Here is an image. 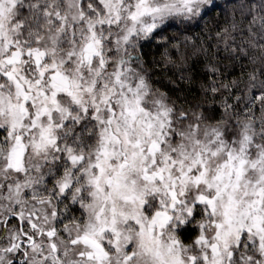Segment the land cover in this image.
<instances>
[{"label": "clouds", "instance_id": "obj_1", "mask_svg": "<svg viewBox=\"0 0 264 264\" xmlns=\"http://www.w3.org/2000/svg\"><path fill=\"white\" fill-rule=\"evenodd\" d=\"M150 2L174 4L180 11L146 15L133 23L128 14L135 0H112L119 20L108 23L99 20L110 14L101 0H20L14 12L5 17L4 27L10 36H17L13 25L23 21L22 38L51 49L47 60H54L70 80L79 82L77 94L88 110L75 103L71 95L58 94V109L37 116L45 99L35 96L34 104L27 103L25 114L13 107L20 103L15 88L7 80H0V264H88L80 255L84 249L69 241L100 221L108 223L112 217L111 204L94 196L98 190L88 182V175L95 173L92 164L97 158L101 130L107 127L110 115L101 102L104 95L120 99L123 91L131 98L135 94L128 87L135 88L143 81L138 94L148 113H159L161 107L169 109L170 124L157 159L168 153L187 163L196 151L203 152V146L216 147L212 142L214 128L222 133L235 132L243 122H251L257 140L264 142V105L251 101L253 91L264 89V0ZM21 6L26 11H21ZM3 7H11L8 0H4ZM45 9L50 15L44 14ZM57 13L62 21L54 19ZM89 23L94 24L101 41L103 66L96 56L86 62L77 55L88 39ZM143 25H151V30L145 31ZM117 70L119 79L127 82L123 88L116 83ZM213 87L219 96L212 94ZM224 96L234 97L231 107L224 104ZM213 104L223 110L210 120L205 110ZM245 104L250 105L247 112L242 111ZM97 105L103 121L92 116ZM119 113L117 105L114 117L122 123ZM48 128L55 137L52 142L51 136L44 134ZM222 138L231 142L228 137ZM181 152L187 155L181 156ZM72 154L81 158L71 160ZM224 159L223 152L207 155L209 177ZM170 171L177 174L175 167ZM248 176L255 179V171H249ZM132 180L137 190L147 183L138 173ZM165 182L171 186L166 175L163 180L157 177L151 182L159 190L145 195L143 202L149 210H155L161 201H169ZM175 190L180 202L169 209L173 219L160 230L161 239L168 241L169 234L175 233L188 245V253L199 256L207 249L203 245L198 250L193 248V233L202 231L208 244L219 243L217 224L222 217L218 209L213 213L195 199L201 192L212 194L205 185L189 184L181 194L177 183ZM133 202L121 199L117 205L122 211H130ZM187 206L192 208L191 216L183 212ZM140 211L145 218L150 217L143 207ZM15 214L32 221L31 226L5 223ZM178 216H183L185 222L179 223ZM22 227L32 234L34 242L20 244ZM118 227L131 236L121 241L122 246L134 251L137 229L128 222H118ZM53 229L49 237L47 233ZM102 238L107 242L111 233L105 231ZM244 239L250 244L248 252L255 257L259 250L256 233ZM130 264H150V258L137 257ZM259 264H264V258Z\"/></svg>", "mask_w": 264, "mask_h": 264}, {"label": "snow or ice", "instance_id": "obj_2", "mask_svg": "<svg viewBox=\"0 0 264 264\" xmlns=\"http://www.w3.org/2000/svg\"><path fill=\"white\" fill-rule=\"evenodd\" d=\"M8 3L11 7L5 9L4 0H0V80H7L20 98V103L13 107H18L27 114V103L31 101L34 104L35 96H43L45 104L37 112L36 115L39 116L41 113H51L53 109L59 108L58 94H69L75 103L80 104L82 109L87 111L88 109L82 104L81 96L77 94L79 82L70 80L54 60H47L51 49L41 48L38 44L22 38L23 21L13 25L17 33L16 37L7 33L4 27L5 17L8 13L14 12L20 0H8ZM101 4L110 14L107 17H100V22L115 23L119 20L118 9L112 6V0H101ZM21 11L26 9L21 6ZM171 11L178 12L180 9L174 4L153 5L150 0H135L134 8L128 15L135 23L140 17L146 15L155 17ZM44 14L50 15L46 9ZM54 19L62 21L58 13ZM151 27V25H143L145 31H150ZM88 29V39L77 55L86 62H90L92 57L96 56L103 66L101 41L95 32L94 24L89 23ZM36 40H39V37H36ZM119 76L117 70L116 83L123 88L127 82L120 80ZM143 86V81H139L135 88L129 86L128 91L135 94L131 98L123 91L120 99H115L111 94L101 97V102L110 115L106 122L107 127L101 130L97 158L92 164L95 173L88 175V182L98 190L93 193L94 196L111 204L112 217L108 223L100 221L98 226H90L88 230L69 242L73 245L79 244L84 249L80 255L87 259L88 264H130V261L137 257L150 258V264H259L260 259L264 258V142L257 140L254 125L251 122H243L237 131L223 133L214 128L212 142H216V147L203 146V152L196 151L189 157L187 163L184 159L177 160L175 154L168 153L157 159L170 124L169 109L161 107L159 113L149 114L138 94ZM86 87L91 91L90 86ZM211 92L219 96L215 87ZM221 99L226 106L231 107L230 101L234 97L224 96ZM251 101L264 105V89L253 91ZM93 102L95 103V100ZM255 103H252L251 107L254 108ZM117 105L120 106L119 115L122 123L116 122L114 117ZM96 107L97 111H93L92 116L98 121H103V117L97 114L100 110L99 106ZM249 107V104H245L242 111L247 112ZM222 110V107L213 104L210 110H205V114L211 120ZM140 113L144 115L141 117ZM44 134L46 137L51 136V128H48ZM173 135L178 134L173 133ZM222 136L228 137L231 142L226 143ZM54 139L55 137L51 136L49 142ZM218 152H223L225 159L217 165L213 175L209 177L207 155L209 153L216 155ZM184 155L187 154L181 152V156ZM80 158L75 154L69 156L71 160ZM173 167L176 168V175H172L170 171ZM249 171H255V179L249 178ZM136 173L147 181L139 190L135 188L132 180L133 174ZM165 175L171 182V186L167 182L164 184L170 199L167 204L161 201L159 207L149 210L143 202L144 197L148 191L159 190L158 186L151 182L157 177L163 180ZM177 183L181 186V194L189 184L205 185L212 194L201 192L195 199L205 204L213 213L218 209L222 217L221 222L217 224L216 238L219 243L208 244L202 231L193 233L191 237L193 248L198 250L203 245L207 249L199 256L188 253V245L175 233L169 234L168 241L162 240L160 236V230L173 219L169 209H175V205L180 202L175 190ZM60 190H64V185L60 186ZM121 199L134 200L130 211H122L119 208L117 201ZM141 207L150 213L149 218L143 216ZM177 211L181 210L177 209ZM183 212L191 216V206L184 208ZM177 219L179 223L185 222L183 216H178ZM12 222L21 226L32 224V221L23 220L19 214L12 215L11 219L5 221V223ZM118 222H128L137 229L135 231L137 246L134 251H128L122 246L121 241L126 242L131 236L122 233ZM54 231L55 229L49 231L47 235L53 236ZM105 231L111 233V239L107 242L102 238ZM22 232L20 244L27 241L34 242L32 234L23 227ZM253 232L256 233L259 245L255 257L248 252L250 244L244 239ZM13 246L19 247L16 244ZM127 247L131 248V245ZM52 248L55 250L56 245L53 244ZM76 264H79V261Z\"/></svg>", "mask_w": 264, "mask_h": 264}]
</instances>
